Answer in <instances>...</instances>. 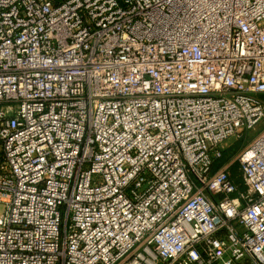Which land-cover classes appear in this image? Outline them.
<instances>
[{"label":"built area","instance_id":"built-area-1","mask_svg":"<svg viewBox=\"0 0 264 264\" xmlns=\"http://www.w3.org/2000/svg\"><path fill=\"white\" fill-rule=\"evenodd\" d=\"M261 95L264 0H0V264H264Z\"/></svg>","mask_w":264,"mask_h":264},{"label":"trees","instance_id":"trees-1","mask_svg":"<svg viewBox=\"0 0 264 264\" xmlns=\"http://www.w3.org/2000/svg\"><path fill=\"white\" fill-rule=\"evenodd\" d=\"M261 98L264 100V95H261ZM244 138L238 140L231 148L225 150L223 157L215 162L214 167L217 169L223 164L227 163L234 154H236L244 146ZM233 172L235 175L234 178L238 182H242V177L239 175V165L237 163L233 164Z\"/></svg>","mask_w":264,"mask_h":264},{"label":"rangeland","instance_id":"rangeland-1","mask_svg":"<svg viewBox=\"0 0 264 264\" xmlns=\"http://www.w3.org/2000/svg\"><path fill=\"white\" fill-rule=\"evenodd\" d=\"M262 126H264V124H262ZM258 130H259V128L256 129L254 132H252L250 134V136L244 138V140H243L244 141V145L248 143L249 138L251 139V137H253V135L255 136L257 134ZM4 209H5L4 205L0 203V214L4 211Z\"/></svg>","mask_w":264,"mask_h":264}]
</instances>
